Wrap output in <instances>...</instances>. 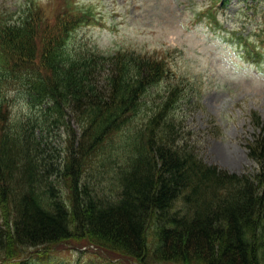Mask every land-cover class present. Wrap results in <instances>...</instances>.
I'll list each match as a JSON object with an SVG mask.
<instances>
[{
	"label": "trees",
	"instance_id": "16d2710c",
	"mask_svg": "<svg viewBox=\"0 0 264 264\" xmlns=\"http://www.w3.org/2000/svg\"><path fill=\"white\" fill-rule=\"evenodd\" d=\"M212 1L204 15L229 0ZM94 17L69 5L49 21L36 0L0 16V264L72 240L138 264L151 247L152 264H264V118L251 113L255 170L207 163L177 137L181 84L159 96L165 60L74 48Z\"/></svg>",
	"mask_w": 264,
	"mask_h": 264
},
{
	"label": "rangeland",
	"instance_id": "374dc122",
	"mask_svg": "<svg viewBox=\"0 0 264 264\" xmlns=\"http://www.w3.org/2000/svg\"><path fill=\"white\" fill-rule=\"evenodd\" d=\"M26 1L0 0V16L21 12ZM36 1L49 21L69 5L94 12V19L73 35L76 49H127L165 60L172 74L161 84L160 98L169 85L182 86L174 110L178 139L209 164L233 173L255 170L248 143L255 131L252 111L264 118V43L257 37L264 26V0H229L216 15L217 23L208 15L201 16L212 0ZM248 35L250 41L242 42ZM149 104L154 106L151 100ZM152 110L144 106L137 124ZM73 125L79 129L75 121ZM4 206L0 204V225ZM79 241L47 254L41 263L31 260L32 264H138L134 259L111 257L92 245L75 246ZM152 248L146 259L151 264Z\"/></svg>",
	"mask_w": 264,
	"mask_h": 264
}]
</instances>
